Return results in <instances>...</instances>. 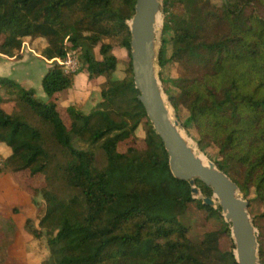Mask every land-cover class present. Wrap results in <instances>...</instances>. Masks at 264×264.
<instances>
[{"label": "trees", "instance_id": "trees-1", "mask_svg": "<svg viewBox=\"0 0 264 264\" xmlns=\"http://www.w3.org/2000/svg\"><path fill=\"white\" fill-rule=\"evenodd\" d=\"M134 2L0 0V54L17 58L26 39H42V58L75 53L80 63L71 73L49 63L41 79L46 102L33 88L0 76V87L15 104L11 113L0 107V143L9 149L6 156L0 153V173L44 176V186L33 189L34 203L43 204L38 227L26 220L38 243L46 238L48 254L40 264H237L233 244L227 251L219 248V231L194 242L180 220L193 202L218 217L221 232L230 235L220 207L203 205L187 181L172 175L163 143L137 98L127 25ZM162 2L158 62L161 69L169 62L182 68L176 78L160 76L163 90L181 126L204 152L214 150L210 158L249 205L261 202L264 219V0ZM176 2L179 14L170 11ZM115 46L128 55L120 79L113 75L119 64ZM80 70L105 82L89 111L75 103L65 107L68 127L55 99L73 87ZM142 124L145 147L119 150L120 142L136 139ZM196 185L203 196L212 195L200 180Z\"/></svg>", "mask_w": 264, "mask_h": 264}, {"label": "water", "instance_id": "water-1", "mask_svg": "<svg viewBox=\"0 0 264 264\" xmlns=\"http://www.w3.org/2000/svg\"><path fill=\"white\" fill-rule=\"evenodd\" d=\"M162 11V0H135L134 12L127 20L130 32V57L133 83L154 131L160 137L168 156L172 175L190 185L193 198L201 199L203 205L220 207L229 223L230 236L237 264H258L259 243L256 227L249 213V202L238 185L200 150L197 151L168 103L158 76V42L161 23L157 18ZM199 153L206 157L202 159ZM200 180L212 191L203 196L196 185Z\"/></svg>", "mask_w": 264, "mask_h": 264}, {"label": "rangeland", "instance_id": "rangeland-1", "mask_svg": "<svg viewBox=\"0 0 264 264\" xmlns=\"http://www.w3.org/2000/svg\"><path fill=\"white\" fill-rule=\"evenodd\" d=\"M212 2L220 3V0H212ZM170 11L173 13H180L181 6L176 2L171 8ZM164 6L162 2V11L159 16V25L161 27L160 41L158 42V51L161 47V36L162 29L165 20ZM158 25V27H159ZM44 45V41L42 39L29 40L26 39L21 47V55L17 58L9 57L1 54L0 59L1 66L11 64L14 66V71L16 69V73L10 75H5V70H0V73L17 80H23L21 85H26L28 87H32L34 89L35 95L41 101L46 102L47 95L42 90L41 79L46 71L47 66L53 60H46L42 58L38 51L42 49ZM96 56L99 58L98 46L94 49ZM113 53L118 57L119 64L118 67L113 73L114 78H122L124 76V70L128 61V55L125 48H121L115 46L113 48ZM11 61V62H10ZM158 76H164L166 78H176L182 73V68L178 63L169 62L166 66L161 69L158 62ZM161 73V75H160ZM1 75V76H3ZM20 77V78H19ZM161 81V79H160ZM105 78L102 76H97L94 79L88 78V73L85 70H80L76 74L75 77V85L73 89L69 92H62L58 98L55 99L57 102V109L61 114V117L64 123L69 127L70 122L67 113L65 112V106L69 103H75L82 111H89L99 100H100V89L104 85ZM162 85V81H161ZM163 87V85H162ZM171 89L175 92V88ZM5 89V88H4ZM6 90V89H5ZM6 93H8L6 91ZM66 93V95H65ZM166 94V93H165ZM10 96V94L8 93ZM167 96V94H166ZM168 98V96H167ZM62 101V102H61ZM168 103L172 106L170 101ZM173 107V106H172ZM5 109L11 112L13 108L12 104L5 105ZM173 112L176 115V112ZM186 109L180 106L179 115L181 118L186 116ZM177 119L178 116L176 115ZM179 120V119H178ZM180 122V121H179ZM184 129V128H183ZM185 130V129H184ZM186 134L192 140L193 145L197 151L200 149V145L188 134L185 130ZM145 130L143 124L140 125L135 131L136 139H127L119 143V150L124 151L129 145H133L137 148L145 147L144 143ZM208 159L212 161L210 155L214 154V150L212 148H208V152H204L202 149L200 150ZM199 151V152H200ZM199 153L204 159L206 157ZM43 177V178H42ZM38 187H32V193L34 192V188H40L44 186V176H41V180L38 181ZM34 194V193H33ZM250 197H253L251 193ZM249 213L253 220V223L256 227L257 239L259 243V263L264 264V219L260 216L262 212V204L259 200H252L249 205ZM180 220L187 226L188 228V236L194 242H200L205 233L210 231H219L218 235V246L222 251H227L231 249V245L233 244L232 238L230 235L221 232L222 222L215 215H210L209 212L200 208L196 205V203H189L186 211L179 216ZM15 241V242H14ZM24 240L22 236H16L15 240H12L9 236H0V264H40L41 260L48 254L46 249V238H42L41 241L37 244L34 249H29L28 253L25 251ZM234 246V244H233ZM234 248V247H233ZM260 252H263V256L260 258Z\"/></svg>", "mask_w": 264, "mask_h": 264}, {"label": "crops", "instance_id": "crops-1", "mask_svg": "<svg viewBox=\"0 0 264 264\" xmlns=\"http://www.w3.org/2000/svg\"><path fill=\"white\" fill-rule=\"evenodd\" d=\"M1 58L2 57H0V59ZM13 69L14 66H11V64L1 66L0 62V70H5V75L9 73L11 75ZM14 72L16 73V69L15 71L13 70V73ZM1 75L3 74L0 73V76ZM9 77L12 78V76ZM17 79L14 80L20 84H22L21 82H24L23 80L21 81ZM23 86L26 88H32L26 85ZM73 87L63 92L67 93L71 91ZM61 93L62 92L58 93L56 98H58ZM0 98L2 99L0 107L7 113H11L15 109L14 101L11 100L10 96L6 93V90L2 87H0ZM7 104H12L14 109H12L11 112L5 109V105ZM0 153L4 156L9 154V149L1 143ZM41 176L43 175L39 173L31 175L28 170L0 173V235L6 237L9 236L12 240H15L16 236H22L25 243V251L27 253L29 249H34L38 244V241L34 239L32 234L26 228V220H31L33 227H38L39 219L42 215L43 204H40V208L36 206L31 188L39 186L38 181L41 180Z\"/></svg>", "mask_w": 264, "mask_h": 264}, {"label": "built area", "instance_id": "built-area-1", "mask_svg": "<svg viewBox=\"0 0 264 264\" xmlns=\"http://www.w3.org/2000/svg\"><path fill=\"white\" fill-rule=\"evenodd\" d=\"M52 60L62 65L65 73L76 72L80 67V63L75 53H69L65 58L56 57ZM2 166H3V162L2 159L0 158V168Z\"/></svg>", "mask_w": 264, "mask_h": 264}, {"label": "bare ground", "instance_id": "bare-ground-1", "mask_svg": "<svg viewBox=\"0 0 264 264\" xmlns=\"http://www.w3.org/2000/svg\"><path fill=\"white\" fill-rule=\"evenodd\" d=\"M158 25H159V17L157 18V27H158ZM202 157V156H201ZM202 159L204 160V161H206V159H204L203 157H202Z\"/></svg>", "mask_w": 264, "mask_h": 264}]
</instances>
